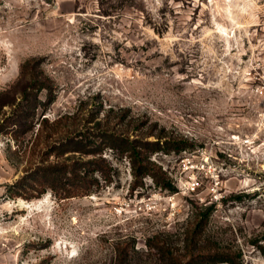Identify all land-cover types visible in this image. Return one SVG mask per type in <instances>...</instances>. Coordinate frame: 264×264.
<instances>
[{"label":"rangeland","instance_id":"374dc122","mask_svg":"<svg viewBox=\"0 0 264 264\" xmlns=\"http://www.w3.org/2000/svg\"><path fill=\"white\" fill-rule=\"evenodd\" d=\"M263 48L264 0H0V264H115L122 240L133 264H159L147 241L182 248L207 206L210 240L264 264ZM34 76L51 104L44 88L24 98ZM110 107L186 143L153 155L176 191L134 187L111 152L114 181L93 195L20 187L44 165V117L80 108L63 133Z\"/></svg>","mask_w":264,"mask_h":264},{"label":"trees","instance_id":"16d2710c","mask_svg":"<svg viewBox=\"0 0 264 264\" xmlns=\"http://www.w3.org/2000/svg\"><path fill=\"white\" fill-rule=\"evenodd\" d=\"M43 88L50 95L46 105L51 104L54 101L53 87L46 77L43 83L34 76L25 88L24 98L30 102L27 92ZM80 111L78 108L60 114L53 121L44 117L40 123H44V165L37 166L19 181L21 188L37 192L31 197H40L48 190L60 201L98 193L114 181L116 173V168L105 156L107 152L120 161H129L134 187L143 185L149 177L161 189L176 191L167 172L153 160V155L172 151L180 153L186 150L185 142L174 143L161 131L157 132V124L130 117L128 110L112 107L105 109L103 114L100 110L92 112L87 121L94 123L92 127L62 133L69 123L77 121ZM55 134L59 137L53 139ZM52 155L54 160H49ZM211 212L212 207L207 206L194 217L185 230L184 245L180 249L170 248L159 237L149 239L146 245L152 255L157 256L159 264H244L241 250L221 248L207 236ZM253 245L264 254V246L258 244V240L253 241ZM114 251L115 264H133L134 255L138 253L128 240L119 241Z\"/></svg>","mask_w":264,"mask_h":264},{"label":"built area","instance_id":"2783aa9c","mask_svg":"<svg viewBox=\"0 0 264 264\" xmlns=\"http://www.w3.org/2000/svg\"><path fill=\"white\" fill-rule=\"evenodd\" d=\"M263 50H264V48H263ZM261 60H262V62H264V56L262 57ZM256 78L258 79V81H261V80L264 81V71L257 72V77Z\"/></svg>","mask_w":264,"mask_h":264}]
</instances>
